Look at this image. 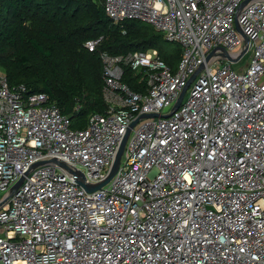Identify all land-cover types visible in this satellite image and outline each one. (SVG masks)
<instances>
[{
    "label": "built area",
    "instance_id": "obj_1",
    "mask_svg": "<svg viewBox=\"0 0 264 264\" xmlns=\"http://www.w3.org/2000/svg\"><path fill=\"white\" fill-rule=\"evenodd\" d=\"M103 1L115 23L178 42L179 66L157 49L102 51L108 108L83 129L46 93L11 89L0 67V264H264V0ZM123 65L146 92L122 82ZM186 86L170 116L138 121L116 174L87 191L132 122L169 113Z\"/></svg>",
    "mask_w": 264,
    "mask_h": 264
},
{
    "label": "trees",
    "instance_id": "obj_2",
    "mask_svg": "<svg viewBox=\"0 0 264 264\" xmlns=\"http://www.w3.org/2000/svg\"><path fill=\"white\" fill-rule=\"evenodd\" d=\"M0 67L11 89L24 84L26 94L43 92L71 120L87 127L91 115L106 112L101 52L126 55L157 49L176 71L182 46L167 40L151 24L129 19L115 23L103 0H0ZM103 37L95 51L86 41ZM122 82L135 92L147 83L130 66Z\"/></svg>",
    "mask_w": 264,
    "mask_h": 264
},
{
    "label": "water",
    "instance_id": "obj_3",
    "mask_svg": "<svg viewBox=\"0 0 264 264\" xmlns=\"http://www.w3.org/2000/svg\"><path fill=\"white\" fill-rule=\"evenodd\" d=\"M246 41H248V38L246 37ZM218 50H221V53L222 55L227 58L228 60L234 62L235 59L233 58V56H231V54L225 49V48H216L212 51L211 54L217 52ZM194 78V75L191 77L190 81ZM190 83V82H189ZM187 88L188 86H186L180 93V96L178 98V100L176 101V103L174 104V106L172 107L171 111L167 114H160V113H147V114H143L141 115L139 118H137L136 120H134L132 122V124L130 125L121 145H120V148L118 150V153H117V156H116V159H115V162L112 166V169L108 175V177L101 183H98V184H87L85 182H80L82 186H84L86 188L87 191H94V190H97L99 188H101L102 186L106 185L111 179L112 177L116 174V172L118 171L119 169V166H120V163H121V158H122V155H123V151H124V148H125V145L127 143V140H128V137L131 133V130L132 128L138 123V121L141 119V118H149V117H168L172 114V112L176 111L180 105L182 104V101H183V98L185 96V93L187 91ZM53 162H56L58 160L56 159H53L52 160ZM46 162H38L35 164V166L37 165H41V164H44ZM23 182V177L18 181V183L13 187V190L18 188Z\"/></svg>",
    "mask_w": 264,
    "mask_h": 264
},
{
    "label": "rangeland",
    "instance_id": "obj_4",
    "mask_svg": "<svg viewBox=\"0 0 264 264\" xmlns=\"http://www.w3.org/2000/svg\"><path fill=\"white\" fill-rule=\"evenodd\" d=\"M248 59H249V55H246V56L244 57L242 63H245ZM239 65H240V64H236V63L233 62V67H234L235 69H237V68L239 67ZM189 94H190V89L187 90V92L185 93L184 101L188 98ZM169 111H170L169 108L164 109V112H169Z\"/></svg>",
    "mask_w": 264,
    "mask_h": 264
}]
</instances>
